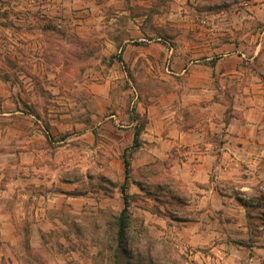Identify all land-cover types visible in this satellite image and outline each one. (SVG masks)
<instances>
[{"label": "crops", "instance_id": "1", "mask_svg": "<svg viewBox=\"0 0 264 264\" xmlns=\"http://www.w3.org/2000/svg\"><path fill=\"white\" fill-rule=\"evenodd\" d=\"M39 1L44 2L41 9L46 14L42 16L51 17L49 0ZM78 1L82 5L76 6L75 14L80 21L94 19L93 11L86 16L90 13L87 1ZM245 6L247 10H238L235 20H206L200 26L211 31L200 41L190 37L191 48L182 45L180 38L170 42L157 32L150 39L142 37L145 42L139 45L126 40L121 45L125 54L140 51L134 57L122 54L133 75V65L142 57L153 77L165 86L145 83L139 89L133 78V98L124 103V109L115 101L112 87L93 88V107L103 104L107 109L113 104V108L104 119L99 107L93 108L90 118L71 124L75 134L60 136V140L50 135L51 125L57 122L35 113L40 102L33 84L28 86L27 101L10 98L5 87H0V264H23L19 247L14 245L19 238L30 237L33 247L36 237L66 236L60 227L67 225L55 215L57 210L73 215L89 207L122 210L123 152L133 145L142 117L146 121L141 144L130 149L128 192L148 203L154 201L143 196L148 184L153 181L162 188L169 179L172 189L175 181L185 184L189 195L184 201L175 197L171 202L156 201L161 204L160 212L132 201L138 209L135 215L154 227L157 235L172 227L180 247L191 248L201 264H264V0L258 4L247 1ZM248 17L258 19L259 28L244 34ZM60 26L47 22L40 29L19 19L13 23L1 20L0 56L5 60L6 44L44 51L49 35L41 37V30L48 33ZM218 26L224 30L218 31ZM37 54L42 57L43 52H30L25 58L35 61ZM17 56L24 61L23 53ZM35 65L25 76L32 77ZM65 129L69 126L61 130ZM71 136L81 139L78 152H50L57 143L62 145L54 149H63ZM102 146L108 152H102ZM106 170L110 177L106 189L100 184L89 187L94 174ZM74 172L77 177L71 176ZM164 203L177 208L172 207L170 214ZM73 229L68 234L90 235H83L77 226ZM89 248L92 252L70 249L67 254L86 260L97 246L90 244Z\"/></svg>", "mask_w": 264, "mask_h": 264}, {"label": "rangeland", "instance_id": "2", "mask_svg": "<svg viewBox=\"0 0 264 264\" xmlns=\"http://www.w3.org/2000/svg\"><path fill=\"white\" fill-rule=\"evenodd\" d=\"M86 1V6L90 8V13L86 16L92 15L91 11H93L95 18L89 17L87 23L86 21L82 23L79 16L75 14V10L79 9L76 6L82 5L81 1L78 0H67V2L63 0L61 3L60 0H49V5L53 9L51 17L42 16L46 14L41 9L44 4L42 1L0 0V21L5 23L18 22L19 19L26 26L35 23L40 29L47 22L52 23L54 27L58 26V23L61 24L60 29L56 28L50 32L46 30L48 33L41 30V37L49 35V38L47 37L45 40L44 51L40 47L34 50L27 46L15 45L14 47L12 44H6L4 46L5 60L0 56V87H5L7 96L11 94L9 95L10 98L17 100L16 97H19L27 101L30 99L28 86L33 84L38 92L40 102L35 113L39 117L51 119L58 123H54L50 128V135L53 139L60 140L62 139V137L59 138L60 136L75 134L77 132L76 127L74 125L71 128V124L83 118H90L93 108L99 107L101 117L103 119L106 117L108 110L113 108V104L107 106V109L104 108L103 104L93 107L91 101L93 88L99 91L105 85L112 87L116 97L115 101L118 106L124 109V103H131L133 98V91L130 88V86L132 87L130 80L133 78H136L135 85L139 89L144 88L143 84L145 83H148L149 86L163 85L162 82L159 83V79L153 77L154 72L146 68L148 63L143 61L142 57L133 65L134 75L132 72L131 75L130 73L127 75L126 66H129L130 63L120 62L118 55L125 54V48L118 43L124 45V42L129 40V42L139 45L141 42H145L142 41V37L150 39L155 37L153 32H157L159 36L169 39L170 42L175 41V37L180 38L182 45L191 48L188 45L190 37L200 41L205 34L211 31L206 26H200L207 24L206 20L216 23L235 20L234 15L238 10H247L245 6L247 1L258 4L259 1L263 0ZM230 8L231 11H229ZM206 10H214L215 12L224 10L225 12L209 15L205 12ZM246 20L249 23L248 27L243 29L241 33H253L259 28L258 19L248 17ZM195 22L199 24L196 25ZM91 25L92 27H90ZM219 26H222V23ZM219 26L218 31L224 30ZM226 32L233 35L231 30H226ZM151 33L153 35H149ZM112 39H115V42ZM34 51L40 54L43 52L42 57L37 54L39 58L35 61L27 60L25 57ZM20 52L23 53L24 57H21L24 61H18L17 54ZM138 54L140 51L134 49L125 55L134 57ZM115 55L118 57L114 59L113 56ZM33 63L36 64V71L35 73L31 71L33 75L29 78L25 76L24 72H29V68H33ZM168 65H171V62ZM15 87L19 89H15ZM21 88L26 91L21 92ZM1 96L0 93V98ZM67 125L69 126V129H65L67 131L61 130ZM79 142L81 139L69 138L68 141H65L63 149H54L58 144L62 145L57 143L54 145L55 147L52 146L53 149L50 152H78ZM102 152H108L104 146H102ZM70 156L72 155L63 156L62 161L67 160ZM71 176L77 177V174L74 172ZM94 177L95 180L90 181L93 185H89V187L92 188L96 184H100L104 186L103 189H106L109 184L107 180L110 178L108 171L95 173ZM176 187L180 188L181 195L187 198L189 192L186 185L179 183ZM156 188V183L151 181L143 195L154 199V201L144 203L136 198L137 204L147 207L151 211H157L161 204L157 205L156 203L158 199L153 193L157 192ZM107 192L108 190L104 191L106 194ZM170 206L177 208V206ZM164 207H167L165 203ZM183 210L181 207V212ZM131 211L134 215L135 212H138L133 202L131 203ZM56 212L55 215L67 225V227H60L66 236L42 237V240L36 237L33 240V247L26 249V251L24 238H19L14 245L19 247L23 264H201L200 259L195 258V254L191 252V248L180 247L178 240L175 239L177 233L172 227L164 228L165 233L157 235L154 227L142 223L138 219L141 217L135 215L138 217V220L133 223L136 236L131 238L128 243L129 252H125L121 246H118L116 238L113 219L116 210L109 208L96 210L89 207L83 213L76 215L64 210H57ZM169 213L171 212L169 211ZM75 226L83 232V235L87 233L91 236L76 237L68 234L72 228L76 230ZM56 230V233L60 231ZM90 244L96 245L97 249H95L94 255L92 256L90 253L89 257L85 258L86 260L74 255V253L67 254L70 249L92 252V249L89 248Z\"/></svg>", "mask_w": 264, "mask_h": 264}, {"label": "trees", "instance_id": "3", "mask_svg": "<svg viewBox=\"0 0 264 264\" xmlns=\"http://www.w3.org/2000/svg\"><path fill=\"white\" fill-rule=\"evenodd\" d=\"M118 45L121 46V43H118ZM120 57V61L122 63H125L122 57V54L118 55ZM118 56H113V58L115 59ZM126 70L128 71V74L130 73L131 75V71L129 66H126ZM231 113V110H228V114ZM146 121V117H142L141 119V126L138 127L136 129V134H135V139H134V143L133 145L129 148H126L123 152V160H124V164H125V181L121 184L120 189H121V194L122 197L124 199V207L122 208V210L116 212L113 215V219L115 222V228H116V238H117V242H118V246H121L122 249L125 252H129L127 246L128 243L130 242L131 238H134L136 236L135 233V227H133V223L135 220H140L142 223H144V220L142 218H138L136 217L133 212L131 211V203L132 201L138 197H140L139 195H132L128 192V183H129V175H130V160H129V155L130 153V149L131 148H136L138 146H140L141 141H140V133L141 130L143 129V126L145 124ZM172 181V178L170 179ZM180 182L175 181V189H172V187L169 186V179H165L164 180V186L162 185V188H156L157 192H153L155 193V197L156 199L160 200V201H170L171 202V197H175V199H179L180 201H184L185 197L180 194H177L176 192H181V189L176 187L177 184H179ZM163 189H165V192L162 191ZM164 192V194L162 193ZM161 196H164L163 200L161 199ZM166 196V197H165ZM167 212L169 213V211L171 212V206H167ZM149 209V208H148ZM160 212L161 210L159 208H157V212ZM172 214V213H170ZM138 218V219H137ZM24 243H25V247L26 249H31L32 245L30 243V237L25 236L24 237Z\"/></svg>", "mask_w": 264, "mask_h": 264}]
</instances>
